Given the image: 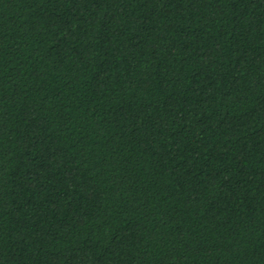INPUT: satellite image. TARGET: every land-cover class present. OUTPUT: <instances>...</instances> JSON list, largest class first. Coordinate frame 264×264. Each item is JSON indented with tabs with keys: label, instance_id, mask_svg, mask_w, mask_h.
<instances>
[{
	"label": "trees",
	"instance_id": "trees-1",
	"mask_svg": "<svg viewBox=\"0 0 264 264\" xmlns=\"http://www.w3.org/2000/svg\"><path fill=\"white\" fill-rule=\"evenodd\" d=\"M0 264H264V0H0Z\"/></svg>",
	"mask_w": 264,
	"mask_h": 264
}]
</instances>
